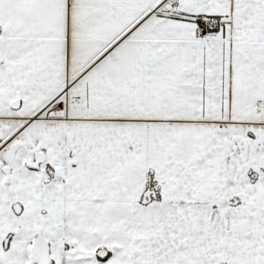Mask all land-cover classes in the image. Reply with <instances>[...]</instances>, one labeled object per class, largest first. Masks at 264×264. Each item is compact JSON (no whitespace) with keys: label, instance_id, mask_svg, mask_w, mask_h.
Returning <instances> with one entry per match:
<instances>
[{"label":"snow or ice","instance_id":"snow-or-ice-1","mask_svg":"<svg viewBox=\"0 0 264 264\" xmlns=\"http://www.w3.org/2000/svg\"><path fill=\"white\" fill-rule=\"evenodd\" d=\"M0 264H264V0H0Z\"/></svg>","mask_w":264,"mask_h":264}]
</instances>
